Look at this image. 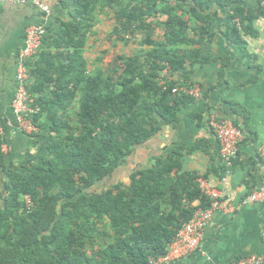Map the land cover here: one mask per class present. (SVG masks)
I'll return each instance as SVG.
<instances>
[{
    "label": "trees",
    "instance_id": "1",
    "mask_svg": "<svg viewBox=\"0 0 264 264\" xmlns=\"http://www.w3.org/2000/svg\"><path fill=\"white\" fill-rule=\"evenodd\" d=\"M72 1L69 18L46 27L30 67L28 92L40 110L24 159L8 162L0 139V264H148L210 199L197 173L183 170L180 146L126 182L114 173L194 101L172 89L192 87L189 72L208 61L200 46L212 40L220 13L225 35L245 51L243 38L258 36L264 0L254 7L249 0ZM108 8L109 36L139 48L88 70L84 48L97 12ZM187 65L182 82L161 75Z\"/></svg>",
    "mask_w": 264,
    "mask_h": 264
},
{
    "label": "crops",
    "instance_id": "2",
    "mask_svg": "<svg viewBox=\"0 0 264 264\" xmlns=\"http://www.w3.org/2000/svg\"><path fill=\"white\" fill-rule=\"evenodd\" d=\"M44 2L49 5V13L29 3H0V119L4 124L1 140L7 147L6 160L14 164L24 159L28 147V137L13 127L11 110L16 88V58L23 47L25 30L37 23L58 26L60 20L69 18V10L73 9L72 0H64L63 7L58 0ZM256 4L257 0L248 1L250 6ZM104 11L112 17L114 25L113 11L109 8ZM103 12H97L94 34L84 48L87 62L90 47L93 58L96 54L92 64L88 62V70L101 67L98 17ZM224 15L220 13L212 27V40L200 46L201 56L208 57V61L195 64L189 72L192 87H199L200 97L181 108L174 121L162 124L153 137L134 148L113 176L115 182H126L132 171L150 166L155 156L180 146L184 148L183 170L197 173L199 181L220 191L225 209L213 211L204 227L199 249L170 264H230L251 254L261 257L264 264V203L247 202L249 194L263 182L259 148L264 144V18L254 20L258 36H245L246 50L243 51L225 35ZM113 25L106 30L107 35ZM109 38L116 41V37ZM36 56L27 59L29 67L33 66ZM189 68L187 65L175 72L165 69L161 75L182 82ZM210 115L230 119L243 127V138L229 173H225L219 158V143L207 126Z\"/></svg>",
    "mask_w": 264,
    "mask_h": 264
},
{
    "label": "built area",
    "instance_id": "3",
    "mask_svg": "<svg viewBox=\"0 0 264 264\" xmlns=\"http://www.w3.org/2000/svg\"><path fill=\"white\" fill-rule=\"evenodd\" d=\"M0 3L13 5L29 3L44 13H49L50 11L49 5L44 0H0ZM46 32L47 29L44 23L29 25L25 30L23 47L16 58V88L11 103V110L15 131L25 136L37 133L38 128L34 123V116L40 110L34 98L28 92L32 79L30 76V67L27 65V59L34 58L38 54ZM177 91L189 94L193 98L200 97V89L197 86H181L172 89L173 93ZM207 126L219 143V158L224 164L225 173H229L233 166V161L237 157L238 146L243 138V132L230 119L218 118L215 115L209 116ZM3 133L4 124L0 119V139ZM1 150L4 154L7 151V147L3 143ZM259 154L263 163V182L256 191L249 194L247 202L261 201L264 203V144L260 146ZM200 187L210 199L209 207L197 210L193 217L179 229L170 243L167 253L157 259L150 258L148 264H170L199 249L204 227L210 221L213 211L220 208L225 209L224 203L220 200L221 193L218 189L207 185L204 181H200ZM25 203L28 210L33 207L28 196L25 197ZM260 258L258 255L251 254L250 256L236 259L230 264H261L262 260Z\"/></svg>",
    "mask_w": 264,
    "mask_h": 264
},
{
    "label": "rangeland",
    "instance_id": "4",
    "mask_svg": "<svg viewBox=\"0 0 264 264\" xmlns=\"http://www.w3.org/2000/svg\"><path fill=\"white\" fill-rule=\"evenodd\" d=\"M103 12V11H102ZM101 18V19H100ZM98 21L101 22L98 24L99 28H100V33H101V40H100V46H101V51H100V66L101 67H106L109 66L112 62V60L114 59V57L116 55L119 54H132L133 52H135L139 47L136 43V41H131L128 44L124 45L122 42L120 41H114L112 39L109 38V35H107V31L106 30H110V28L113 25L112 22V17L108 16L105 11L99 15L98 17ZM105 33V35L103 36V34ZM162 31H159L156 34V37L158 38L161 35ZM107 51L106 54H104L103 52ZM96 57V54H95ZM95 57L93 58V52H92V47H90V49L88 50L87 53V58H88V62L90 64H92L93 60L95 59ZM96 64V60L94 61ZM111 182V181H110ZM109 182H104V184L108 185ZM104 238H99L98 240H103Z\"/></svg>",
    "mask_w": 264,
    "mask_h": 264
}]
</instances>
